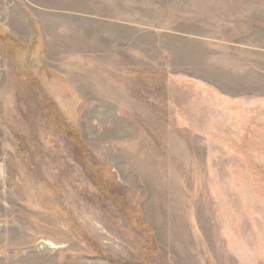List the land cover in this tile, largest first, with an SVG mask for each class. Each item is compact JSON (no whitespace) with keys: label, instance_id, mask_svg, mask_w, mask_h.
Returning <instances> with one entry per match:
<instances>
[{"label":"rangeland","instance_id":"374dc122","mask_svg":"<svg viewBox=\"0 0 264 264\" xmlns=\"http://www.w3.org/2000/svg\"><path fill=\"white\" fill-rule=\"evenodd\" d=\"M0 264H264V0H0Z\"/></svg>","mask_w":264,"mask_h":264}]
</instances>
